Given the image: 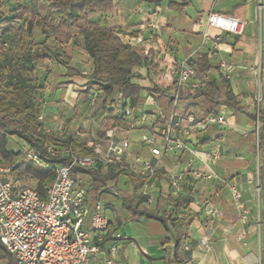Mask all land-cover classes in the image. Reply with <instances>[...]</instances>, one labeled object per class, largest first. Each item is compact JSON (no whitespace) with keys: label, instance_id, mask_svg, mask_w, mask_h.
Segmentation results:
<instances>
[{"label":"crops","instance_id":"1","mask_svg":"<svg viewBox=\"0 0 264 264\" xmlns=\"http://www.w3.org/2000/svg\"><path fill=\"white\" fill-rule=\"evenodd\" d=\"M211 14L245 22L243 33L237 35L222 27L210 25ZM96 18L100 25L122 28L123 40L130 45L144 48L146 54L145 63L133 70L132 83L141 86L143 91L141 104L136 110H132L130 116L132 120L138 121L137 125L143 127L116 129L114 137L115 141H119L121 139L118 136L119 130L125 129L127 132L131 145L122 159L138 176H141L139 172L144 159H152L156 163L158 173L146 179L135 199H139L143 206L149 207L155 213L158 212V215L168 213L171 209L169 197H177L173 195L171 189V176L173 173L183 172L186 164L169 165L167 158H176L177 153L183 155L187 152L188 162L193 159L195 168L205 172L213 171L212 166L216 167L215 161L208 160L205 152L215 147H220L223 151V147L217 146L214 139L219 138V135L224 137L226 131H229L230 134L241 137L243 145L242 156L237 152L240 159L227 162L226 167L232 174L237 175L232 181L242 190L243 200L250 209L248 220H240L232 193L218 182H200L194 186L193 193L185 189L182 195L188 198L189 202L178 214L177 229L183 236L177 249L176 235L171 224L168 223L169 227H166L156 218L146 216L135 218L126 199L132 195V180L126 174L121 175L118 189L109 187L98 199L102 200L105 214L110 220L105 242L107 245H117V252L113 255L116 262L118 264H262L264 191L260 185L256 151L257 133L261 126L258 121L260 104L257 101V93L261 89V80L264 76V41L259 18V0H116L113 8L103 11ZM96 18L93 19L94 22ZM206 34L208 38H205ZM80 49L87 56L84 50ZM76 52L77 49L74 52V59ZM193 52H196V57L198 55L207 57L210 66L207 70V80L219 79L226 72L230 74L229 81L242 110L236 112L225 105L220 106L217 113H225L228 122L200 131L199 136H202L204 141L199 149L191 142H185L194 150L193 153L186 148L174 146L158 161V158L142 143L141 137L145 133L159 132L163 126L160 120L165 119L166 116L161 92L175 91L173 78L176 69L179 63ZM156 61L159 62L157 70L153 67ZM64 77L62 76L58 83L67 82V86L62 93L57 88V98L50 104L74 108L78 103L79 90L86 84L87 79L67 77L68 79L64 81ZM184 93L189 94L188 91ZM84 108H87V103ZM170 110L168 118L172 113ZM194 110L199 112L198 107H194ZM183 112L182 105L180 113ZM156 121H160L159 126L153 128L152 125ZM185 127L186 125L183 128ZM199 136L196 139L200 138ZM208 138L211 140L206 142ZM11 141L20 144L16 137H12ZM133 141L138 143L136 144L138 152L144 151L147 154L141 156L142 166L138 168H135L133 166L135 162L128 158L129 153L133 151ZM222 158H225L224 151ZM104 171L109 173L113 170L104 168ZM12 175L9 178L12 179ZM145 189L154 196L151 205L145 202L142 194ZM94 199L89 188L86 199L89 210L85 222L87 228L90 226V215L98 201L95 202ZM212 206L221 207L224 216L218 219L214 226H208L206 216ZM243 232L245 236L240 238ZM203 238L210 239L211 251L203 250L200 244ZM4 254L8 257L6 264H16L9 253L1 249L0 258Z\"/></svg>","mask_w":264,"mask_h":264},{"label":"trees","instance_id":"2","mask_svg":"<svg viewBox=\"0 0 264 264\" xmlns=\"http://www.w3.org/2000/svg\"><path fill=\"white\" fill-rule=\"evenodd\" d=\"M116 0H0V154L9 162L21 156L19 150L11 149V138L26 142L42 159L38 164L24 160L14 166L12 181L18 185L22 179L31 178L42 198L50 184L56 179L59 166L70 163L73 155L94 154L96 146L87 144L84 138L75 133H67L66 138L58 137L49 130L44 119H40L42 105L38 102L36 87L29 81L28 75L35 76L38 66L47 61L61 65L64 71L58 77H81L87 79L78 93L76 107H84L98 112L97 121L91 129L94 138H104L108 131L120 128L132 129L136 119L124 114L126 107L136 110L142 102L143 88L132 83L135 67L146 61L144 48L126 43L121 34L122 28L100 25L93 21L100 13L114 7ZM15 3L16 8L10 4ZM40 29L45 38L37 42L36 30ZM82 48L88 56L89 69L84 70L74 62V52ZM197 68L201 87L194 93L180 91V101L184 112L195 113L198 120L217 113L225 105L239 112L242 107L237 100L227 77L207 80L210 68L207 57L198 55L193 60ZM157 70L159 62L153 63ZM11 71L16 76L11 80ZM157 73V72H156ZM67 83V82H66ZM177 91V88H175ZM167 121L172 107L174 93L161 92ZM92 101V102H91ZM90 102V103H88ZM180 103V104H181ZM199 108V112L194 110ZM258 121L261 124L257 133L256 151L260 159L264 155V111L259 108ZM91 130V131H92ZM211 138L206 139L210 141ZM20 145V144H19ZM119 171L105 172L102 166L89 169L76 167L74 176H89L91 194L96 202L107 188L118 189L121 175L132 180V195L128 207L136 217L156 218L166 227L174 228L176 248L180 246L183 234L177 229L178 214L189 199L182 194L168 199L171 209L165 215H158L149 207L135 199L138 190L147 177L138 176L127 165ZM156 172L155 174H157ZM110 234V233H109ZM10 257H13L10 253Z\"/></svg>","mask_w":264,"mask_h":264},{"label":"built area","instance_id":"3","mask_svg":"<svg viewBox=\"0 0 264 264\" xmlns=\"http://www.w3.org/2000/svg\"><path fill=\"white\" fill-rule=\"evenodd\" d=\"M259 18L264 41V0H259ZM209 23L237 35L242 34L245 29V22L239 19L229 20L218 14H211ZM205 38H208L207 34ZM195 58L196 52H193L185 57L176 69L173 79L177 91L173 92V111L169 122L163 125L159 132L145 133L141 137L142 143L150 149L158 161L174 146L194 152L182 139L175 138L174 133L178 124L175 110L180 101L179 90L194 94L201 87V80L193 62ZM224 75L228 79L231 78L228 72ZM124 114L130 117L132 109L126 107ZM39 118L44 119V115L41 114ZM227 122L225 113H214L198 120L195 113L190 112L185 130L189 134L192 130L204 131L210 126L224 125ZM76 134L84 138L88 145L96 146V152L83 156L73 155L70 163L59 166L56 179L48 187L45 198L41 197L35 187L18 185L9 178L14 166L24 160L42 163V159L31 146L20 141L21 156L12 165L8 164L0 154V250L5 249L13 255L16 264H118L113 257L117 252V245H107L105 242L110 220L105 214L102 200L95 203L94 211L90 215V226L85 227L89 216L86 199L91 180L80 174L74 176V169L102 166L107 170L119 171L126 168L122 165V158L130 148L131 140L125 137L115 141L114 130L108 131L106 137L98 139L94 138L91 130L87 133L79 131ZM57 135L66 138L67 133L61 131ZM205 156L210 161H217L223 157V151L220 147H215L207 150ZM193 163L194 160L191 159L183 172L171 176L170 185L173 195L178 196L183 193V181L187 172L202 182L215 179L220 186L230 190L239 219L247 221L250 209L246 206L237 183L218 177L214 171L205 172L195 168ZM156 170V163L152 159H144L139 173L148 179L155 175ZM142 194L145 202L151 205L154 196L146 189ZM223 216L224 211L221 207L212 206L207 211L206 224L214 226ZM244 236L245 232L241 233L240 238ZM200 244L205 252L212 250L210 239L203 238Z\"/></svg>","mask_w":264,"mask_h":264},{"label":"rangeland","instance_id":"4","mask_svg":"<svg viewBox=\"0 0 264 264\" xmlns=\"http://www.w3.org/2000/svg\"><path fill=\"white\" fill-rule=\"evenodd\" d=\"M11 8H16L17 5L15 3L10 4ZM95 22H98V18L95 19ZM45 38V34L42 33L40 29L36 30V36L35 39L37 42L42 41ZM264 52V47H263ZM74 62L75 64L84 69H89L88 64V57L84 55L81 51V49L78 47L77 52L75 54ZM64 71V68L61 65H58L54 62H45L43 64H40L38 66L37 72L35 76L28 75L29 76V82L37 86L36 89L40 92H44L42 96L40 94H37L38 102L42 105V111L41 114L44 115L47 127L49 130H53L55 132H61L66 130V132H84L87 133L88 131L92 130L91 128L94 127L95 121H97L98 118V112L94 109H88L84 107H67V106H54L51 105L50 102L57 98L56 91L57 88L62 93L65 89V86H67V83H58L61 79L58 77V73H61ZM11 80L14 79L16 76L15 71H11ZM68 78L65 76L63 80H67ZM261 89L257 93V101L260 100V109H264V76H262L261 80ZM59 85V86H58ZM58 86V87H57ZM52 103H54L52 101ZM179 101L178 106L176 107V113H177V120L178 124L175 129L174 136L175 138H180L184 142H191L195 145L196 148L199 149L201 143H203L204 138L199 136L200 131L198 130H192L189 134L185 133V128H183L187 124V116L188 113L183 112L180 113V109L182 108V103ZM170 113L173 111V106L170 108ZM56 110V111H55ZM175 113V114H176ZM138 122V121H137ZM160 121H156L155 124L152 125L153 128L159 126L158 123ZM169 122V118L167 121H161L163 125L167 124ZM210 129V128H209ZM93 131V130H92ZM118 136L122 139L127 137V132L125 129L119 130ZM200 137L196 139L197 137ZM133 137V136H132ZM131 137V138H132ZM137 137V136H136ZM217 146L223 147L225 158H222L221 160L215 161L216 167L212 166V170L217 174L218 177L223 178L225 180H233L237 175L235 173H231L229 169L226 167V163L228 162H234L236 159H240L237 155V152H239L240 156H242L241 153V147L243 145V139L235 134H230L229 131H226V133L223 135H219V138L214 139ZM133 151L129 153L128 158L129 160H133L135 162V165H133L135 168H138L142 166V163L140 161L141 156L147 155L144 151L138 152V144L136 141H133ZM106 145V142L104 143ZM20 145L16 142H13L10 146L11 149L19 150ZM257 160L259 162V175H260V185L264 191V159H260L257 156ZM167 164L173 165L178 163H185V167L187 166L188 162V154L187 152H184L183 155L176 154V158H167ZM8 164H14L13 162H9L6 160ZM15 162V160H14ZM174 174V173H173ZM13 179L15 178V174L12 175ZM244 178V177H243ZM124 180V179H123ZM23 184L26 185H32L33 181L31 178H24L21 180ZM211 181L217 182L215 179L210 180L208 183H211ZM202 181H199L192 177L190 173L185 174V180L183 181L184 190H188L190 193L194 192V186L199 184ZM206 183V182H203ZM191 189L192 191H190ZM242 191V190H241ZM264 193V192H263ZM262 215L264 218V208L262 209ZM13 260L16 261L15 257H12ZM8 260V257L4 254L3 257L0 258V264H6ZM262 264H264V255L262 258Z\"/></svg>","mask_w":264,"mask_h":264}]
</instances>
